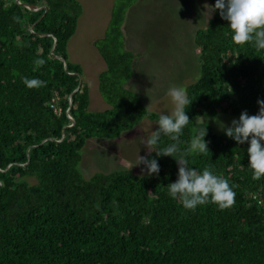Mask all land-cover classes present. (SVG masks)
<instances>
[{
  "label": "trees",
  "instance_id": "1",
  "mask_svg": "<svg viewBox=\"0 0 264 264\" xmlns=\"http://www.w3.org/2000/svg\"><path fill=\"white\" fill-rule=\"evenodd\" d=\"M137 1L113 0L93 43L105 65L97 90L110 108L89 113L82 83L70 97L82 73L66 52L82 14L78 1L0 0V264H264V178L253 179L247 144L207 126L209 152L190 149L206 127L201 116L255 115L264 100V50L234 43L217 11L194 33L199 74L185 87L192 103L179 146L190 167L211 166L234 186L235 203L191 211L173 200L168 184L178 164L154 152L173 143L167 136L146 156L158 160V176L120 170L86 180L79 170L88 140H112L159 118L125 88L134 55L124 50L121 25ZM203 1L210 10L215 3Z\"/></svg>",
  "mask_w": 264,
  "mask_h": 264
},
{
  "label": "rangeland",
  "instance_id": "2",
  "mask_svg": "<svg viewBox=\"0 0 264 264\" xmlns=\"http://www.w3.org/2000/svg\"><path fill=\"white\" fill-rule=\"evenodd\" d=\"M82 14L74 35L67 42L68 62L80 66L81 83L87 88L89 113H100L110 107L97 90V77L105 70L93 43L101 39L108 25L113 0H77ZM211 16L209 5L203 0H138L125 13L121 25L124 50L134 55L132 77L125 88L135 93L146 111L159 116L171 114L175 105L167 95L171 87L194 83L199 74L196 59L198 49L193 37ZM240 115L218 114L214 118L201 116L198 122L209 126L214 133H224L217 120L230 126ZM158 127L156 121L142 119L134 128L119 137L90 139L81 150L79 170L84 179L94 174H109L129 170L146 176V166L135 165L138 156L149 153L142 140ZM142 169L144 171L142 172ZM34 184V179H27Z\"/></svg>",
  "mask_w": 264,
  "mask_h": 264
},
{
  "label": "clouds",
  "instance_id": "3",
  "mask_svg": "<svg viewBox=\"0 0 264 264\" xmlns=\"http://www.w3.org/2000/svg\"><path fill=\"white\" fill-rule=\"evenodd\" d=\"M211 11H217L220 17L228 22L234 43L240 45L254 43L257 49L264 50V0H215ZM37 63L43 64L44 61L40 60ZM25 83L28 86H40L42 82L25 78ZM167 95L175 105L174 111L171 114H160L156 121L158 129L152 131L141 143H145L149 151H154V148H158L162 136H167L173 141L163 149L154 151L157 157L170 156L178 164L177 179L168 184L169 196L173 200H179L184 209L191 211L209 203L220 209L231 207L235 203L234 186L230 185L227 179L217 175L211 166H206L202 171L190 167L188 160L185 159L187 153L179 146L183 129L190 122L186 108L192 102L186 90L183 87H171ZM257 104L259 111L255 115H249L244 111L239 119L231 122L230 126L218 120L217 122L227 137L237 144H247L248 164L253 171V179L259 180L264 178V100L258 99ZM204 123L206 127L190 142L191 151L198 154L209 152L205 140L207 124L205 121ZM139 164L146 166L149 176L159 175L160 165L157 159L138 156L135 165Z\"/></svg>",
  "mask_w": 264,
  "mask_h": 264
},
{
  "label": "water",
  "instance_id": "4",
  "mask_svg": "<svg viewBox=\"0 0 264 264\" xmlns=\"http://www.w3.org/2000/svg\"><path fill=\"white\" fill-rule=\"evenodd\" d=\"M15 2L17 3V4H19V1L18 0H15ZM22 5V4H21ZM24 8H27L28 10H31L30 8H29V6H27V5H22ZM45 9V11H44V14L46 13V8H44ZM31 11H37V9L36 10H31ZM44 14L39 18V20L44 16ZM38 20V21H39ZM55 45H56V43H55V40H54V42H53V46H52V49H51V52H53V50H54V48H55ZM61 60V59H60ZM62 61V60H61ZM64 69H66V66L64 65ZM80 85H81V79H80V77H79V82H78V86L76 87V89L74 90V92L70 95V97L73 95V94H75L76 92H78V90L80 89ZM70 110V105H69V107H68V109H67V112ZM71 120V119H70ZM72 121V120H71ZM72 124H73V122H72ZM62 137H63V133H62Z\"/></svg>",
  "mask_w": 264,
  "mask_h": 264
},
{
  "label": "built area",
  "instance_id": "5",
  "mask_svg": "<svg viewBox=\"0 0 264 264\" xmlns=\"http://www.w3.org/2000/svg\"><path fill=\"white\" fill-rule=\"evenodd\" d=\"M59 111H60L59 109H55V110H54V112H55L56 114H59Z\"/></svg>",
  "mask_w": 264,
  "mask_h": 264
}]
</instances>
